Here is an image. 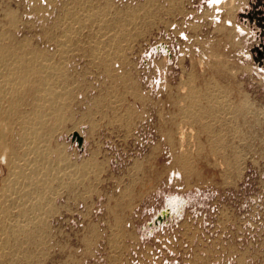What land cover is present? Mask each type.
Masks as SVG:
<instances>
[{"label": "rangeland", "instance_id": "374dc122", "mask_svg": "<svg viewBox=\"0 0 264 264\" xmlns=\"http://www.w3.org/2000/svg\"><path fill=\"white\" fill-rule=\"evenodd\" d=\"M257 6L0 0V49L52 57L59 67L47 85L62 88L53 110L37 83L11 92L0 72V138L18 163L19 124L35 104L45 113L33 132L41 155L25 158L44 169L32 178L39 208L9 194L16 203L1 217L0 264H264ZM3 143L0 195L24 182L10 176ZM172 197L180 211L155 223Z\"/></svg>", "mask_w": 264, "mask_h": 264}, {"label": "bare ground", "instance_id": "6f19581e", "mask_svg": "<svg viewBox=\"0 0 264 264\" xmlns=\"http://www.w3.org/2000/svg\"><path fill=\"white\" fill-rule=\"evenodd\" d=\"M92 16V15H91ZM69 17V16H68ZM72 17V16H71ZM67 19V18H66ZM69 20V19H68ZM70 21V20H69ZM77 21V20H76ZM78 22V21H77ZM82 22V21H81ZM80 26V25H79ZM71 28V27H70ZM70 28H67L66 30H68V29H70ZM70 30H72V29H70ZM75 31V30H74ZM66 32V31H65ZM71 32V31H70ZM68 33V32H67ZM74 33V32H73ZM101 33V32H100ZM119 33V32H118ZM106 34V33H105ZM66 35V34H65ZM64 34L62 35L63 37L65 36ZM68 35V34H67ZM61 37V36H60ZM68 37V36H67ZM49 39V38H48ZM61 39V38H60ZM66 40V39H65ZM64 40V41H65ZM97 40V39H96ZM58 42V41H57ZM62 42H63V39H62ZM61 41H60V43H62ZM67 42L69 43V41L67 40ZM63 43H65V42H63ZM110 43V42H109ZM66 44V43H65ZM58 45V44H57ZM60 45V44H59ZM67 46H69V44L67 45L66 44V47ZM94 46V45H93ZM21 47V46H20ZM43 48V47H42ZM58 48V47H57ZM98 48V47H97ZM19 49V48H18ZM28 49V48H27ZM27 49H25V47H24V49H20L21 51L20 52H18L17 53V50L16 51H14V52H8V51H5V50H3V49H0V65H1V68H0V72L2 71V73L4 72L3 70H5V72H7L10 76L9 77H11L9 80H8V78L6 79V77H5V79H6V84H7V82H8V84L10 85L11 83L12 84H15V86H13V88H12V86H11V92L12 91H14V92H16V91H18L19 89H21L22 87H24L25 85H28V84H30V87L31 88H29V90H34L33 88H35V87H32L35 83H37L38 84V88L36 89V90H34L35 91V93H38V90L39 91H43L44 93H45V95L46 96H50V106H48L50 109H53L54 110V108H55V105L53 104V102H52V100L55 98V97H59V95H60V92L57 90V88L59 87V89L61 88L60 86H58L57 85V88L54 86V85H50L49 87H48V80H52V81H54L55 80V78H56V76H57V70H58V65L56 64V63H54V62H56V61H54V62H52V61H50L51 60V58H46L44 55H43V53L41 52V51H39V49H37V50H34V49H29V50H27ZM112 49V48H111ZM106 50V49H105ZM67 51V50H66ZM60 52V51H59ZM64 52V51H63ZM62 53V52H61ZM49 56V55H48ZM61 57V56H60ZM63 57V56H62ZM106 57V56H105ZM113 57V56H112ZM63 58H65V57H63ZM95 58V57H94ZM120 58V57H119ZM62 59V58H61ZM56 60H58V59H56ZM63 60V59H62ZM104 60H106L107 61V59H104ZM59 63V62H58ZM62 63V62H61ZM60 63V64H61ZM63 66V65H62ZM64 67V66H63ZM62 67H60V69H61ZM61 71V70H60ZM61 73H63V72H61ZM61 73H59V74H61ZM58 74V75H59ZM0 75H1V73H0ZM5 75H7V74H5ZM63 75V74H62ZM63 77V76H62ZM62 77H60V78H62ZM2 78V77H1ZM0 78V79H1ZM59 79V78H58ZM2 80V79H1ZM4 80V79H3ZM64 81V80H63ZM3 82V81H2ZM55 82V81H54ZM60 82H61V80H60ZM4 83L5 82H3V85H4ZM0 84H2L1 82H0ZM56 84V83H55ZM2 85V86H3ZM190 86V85H189ZM4 87V86H3ZM6 87V86H5ZM0 88H2V87H0ZM66 88V87H65ZM6 89V88H5ZM8 89H10V88H8ZM62 89V88H61ZM2 90V89H1ZM7 91H10V90H7ZM61 91V90H60ZM67 91V90H66ZM3 92V91H2ZM5 93H6V91H5ZM10 93V92H9ZM8 93V94H9ZM44 93H43V95H44ZM1 95L2 96H5V95H3L2 93H1ZM62 95V94H61ZM66 95V94H65ZM69 95V94H68ZM12 96H14L13 94H12ZM1 97V96H0ZM15 97V96H14ZM19 97H21V96H19ZM66 97V96H65ZM32 98H35V97H32ZM62 98V97H61ZM1 99V98H0ZM23 99V98H22ZM58 99V98H57ZM63 99H65V98H63ZM35 100H37L36 98H35ZM44 100V99H43ZM60 100V99H59ZM185 100V99H184ZM46 102H47V99L45 100ZM20 102H21V100H20ZM35 102V101H34ZM15 103V102H14ZM29 103H31V101H29ZM182 103V102H181ZM0 104H2V103H0ZM8 104V103H7ZM21 104H23V103H21ZM28 104V103H27ZM58 104V103H57ZM59 104H61V103H59ZM4 105V104H3ZM29 105V104H28ZM31 105V104H30ZM4 107V106H3ZM31 107V106H30ZM61 107V106H60ZM1 108H2V106H1ZM50 111V110H49ZM2 112V111H1ZM22 112V111H21ZM20 112V113H21ZM24 112V111H23ZM22 112V113H23ZM61 112V111H60ZM15 113V112H14ZM31 114H30V116H31V118L30 119H32V120H27V121H25V122H22L21 124H19L20 125V127L22 128L21 129V132L19 131V139H17L18 140V144H19V147L22 149V157H20V158H22L21 160V162H17L16 161V159L18 158L17 157V155H13V154H11V152H9V150H8V146L6 145H4V143L2 142L3 140L0 138V143H3V145H2V147H4L5 148V154H4V156H2V159L4 160V161H6L8 164H9V167H10V176L11 175H15L14 176V179H15V177H17V178H20V179H22V180H24V182H16V181H14V182H12L11 184L12 185H10L12 188L13 187H15V185H16V187L14 188V189H16V190H18V191H9L8 189H9V187L10 186H6V191L4 192H2V194L0 195V225H2V219H1V217L2 216H4L5 215V212H6V210H7V208L9 207V206H11V205H13L14 203H16V200L15 201H13L12 202V196L10 197V195L9 194H17L16 196H19L20 198V200H23V199H25L26 198V202L27 203H29L30 204V207L33 209L34 207H38L39 206V204L37 203V201H33L34 199L32 198L31 199V194H32V192H34V187H33V183H32V178L33 177H36V176H38V175H41V171H42V167H41V164H40V166H38L37 168H38V170L37 169H29L27 166H28V164H29V162H27L26 160L27 159H25L28 155H34L37 159H38V157H40V151H41V149L44 147H42V148H40V150H39V146H41V145H39L38 146V143L39 142H37V137H35L34 135H36L35 133H33V132H35V129L34 128H38L39 126H41V125H43V117L45 116V113H43L42 111H40L39 109H38V106H37V104H35V105H33L32 106V110H31V112H30ZM47 114V113H46ZM181 114V113H180ZM4 115V114H3ZM57 115V114H56ZM6 116V115H5ZM17 116H19V115H17ZM16 116V117H17ZM27 116V115H26ZM59 116V115H58ZM2 116H0V118H1ZM14 118V119H17V118ZM19 118V117H18ZM59 118V117H58ZM5 120V119H4ZM201 121V120H200ZM4 122V121H3ZM5 123V122H4ZM4 123H2V124H4ZM17 123H18V121H17ZM46 123V122H45ZM7 124V123H6ZM10 124V123H9ZM8 124V125H9ZM1 125V124H0ZM56 129V128H55ZM180 129V128H179ZM20 130V129H19ZM187 130H188V128H187ZM191 130V129H190ZM186 131V130H185ZM191 132V131H190ZM40 134V133H39ZM44 134V133H43ZM43 134H41V135H43ZM182 134H180L179 136H181ZM191 135V134H190ZM18 136H16L17 138H18ZM37 136V135H36ZM45 136V135H44ZM43 138V137H42ZM180 138V137H179ZM183 138V137H182ZM39 139H40V137H39ZM181 139V138H180ZM43 140H45V139H43ZM40 141H42V140H40ZM179 141H181V140H179ZM17 142V141H16ZM14 143V142H13ZM36 143H37V145H36ZM11 144V143H10ZM192 145V144H191ZM180 146V145H179ZM63 148V147H62ZM17 149H18V147H17ZM17 149H15V150H17ZM43 150V149H42ZM60 151V150H59ZM21 152V151H20ZM43 152V151H42ZM3 155V154H2ZM46 155V154H45ZM179 155V154H178ZM44 156V155H43ZM53 156V155H52ZM62 156V155H61ZM67 156V155H66ZM62 158V157H61ZM65 158V157H64ZM19 159V158H18ZM31 159V158H30ZM20 160V159H19ZM83 160V159H82ZM17 163H16V162ZM23 161H25V162H23ZM68 161V160H67ZM45 162V161H44ZM43 162V163H44ZM51 162V161H50ZM40 163V162H39ZM72 163V162H71ZM85 163H87V162H85ZM7 164V165H8ZM83 166V165H82ZM54 168V167H53ZM54 169H56V168H54ZM65 169H67V168H65ZM44 170V169H43ZM60 170H62V169H60ZM56 171H57V169H56ZM63 172V171H62ZM56 173H58V172H56ZM43 175V174H42ZM50 175V174H49ZM56 175V174H55ZM10 176H9V178H10ZM53 176V175H52ZM51 176V177H52ZM57 176V175H56ZM13 177V176H12ZM45 177V176H44ZM74 178V177H73ZM39 179H40V177H39ZM45 179V178H44ZM49 179V178H48ZM42 181H43V179H42ZM45 182V181H44ZM35 184V183H34ZM70 185V184H69ZM5 187V186H4ZM10 187V188H11ZM45 187H46V185H45ZM48 187V186H47ZM50 188V187H49ZM53 188V187H52ZM38 189H39V187H38ZM46 189H48V188H46ZM4 190H5V188H4ZM43 191V190H42ZM50 191V190H49ZM48 191V192H49ZM13 192V193H12ZM61 193V192H60ZM59 193V194H60ZM34 194V193H33ZM50 194V193H49ZM29 196H30V198H29ZM36 196V195H35ZM41 196H42V194H41ZM47 196V195H46ZM38 197H40V196H38ZM44 197V196H43ZM16 198V197H15ZM181 201V200H180ZM20 202H22L23 203V201H20ZM25 203V202H24ZM180 202L177 200V199H175V197H172V198H169L168 200H167V203H166V205L170 208V209H173L174 207H176V209H178L177 207L180 205L179 204ZM17 205V204H16ZM29 208V207H28ZM39 208V207H38ZM46 208V207H45ZM22 209V208H21ZM20 209V210H21ZM29 210V209H28ZM34 211V210H33ZM49 211V210H48ZM180 211V210H179ZM30 212V211H29ZM28 212V213H29ZM32 212V211H31ZM35 212V211H34ZM10 213H11V211H10ZM179 213H181V212H179ZM173 215V214H172ZM16 216V215H15ZM14 218V217H13ZM24 218V217H23ZM26 221V220H25ZM29 222H31V220H28ZM33 222V221H32ZM32 222L30 223V225L32 224ZM37 222V221H36ZM36 222H34L35 224H36ZM43 222V221H42ZM27 224V223H26ZM3 226V225H2ZM12 226V225H11ZM21 227V226H20ZM19 228V227H18ZM24 228V227H23ZM26 229V228H25ZM18 230H20V228L18 229ZM26 231V230H25ZM18 232V231H17ZM32 232V231H31ZM11 236V235H10Z\"/></svg>", "mask_w": 264, "mask_h": 264}, {"label": "flooded vegetation", "instance_id": "af4514ba", "mask_svg": "<svg viewBox=\"0 0 264 264\" xmlns=\"http://www.w3.org/2000/svg\"><path fill=\"white\" fill-rule=\"evenodd\" d=\"M256 4L258 5L254 11V15L257 18V23L259 24L261 30V38H264V0H255ZM250 14L249 12H246ZM257 54L259 56L264 57V43H261L260 47L257 48Z\"/></svg>", "mask_w": 264, "mask_h": 264}, {"label": "built area", "instance_id": "2783aa9c", "mask_svg": "<svg viewBox=\"0 0 264 264\" xmlns=\"http://www.w3.org/2000/svg\"><path fill=\"white\" fill-rule=\"evenodd\" d=\"M174 208H176V207H174ZM178 208H179V206H178ZM179 209H177V210H173V212H172V209H168V208H166V210L164 211V212H162L159 216H158V218H157V221L155 222V223H161V221L163 220V218H166V216L168 217V216H170V214L172 213V214H176V212L178 211Z\"/></svg>", "mask_w": 264, "mask_h": 264}, {"label": "water", "instance_id": "95a60500", "mask_svg": "<svg viewBox=\"0 0 264 264\" xmlns=\"http://www.w3.org/2000/svg\"><path fill=\"white\" fill-rule=\"evenodd\" d=\"M71 137L77 142V145H80L82 143V138L78 133H73Z\"/></svg>", "mask_w": 264, "mask_h": 264}]
</instances>
